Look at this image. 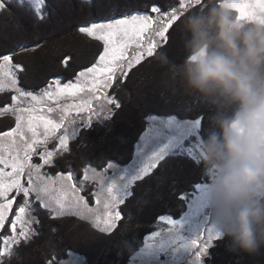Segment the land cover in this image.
Masks as SVG:
<instances>
[{
  "label": "snow or ice",
  "instance_id": "snow-or-ice-1",
  "mask_svg": "<svg viewBox=\"0 0 264 264\" xmlns=\"http://www.w3.org/2000/svg\"><path fill=\"white\" fill-rule=\"evenodd\" d=\"M203 3L176 0L165 9L160 0H146L144 11L81 26V33L102 42L98 59L74 81L62 82L55 77L37 92L22 86L26 66L15 60L16 50L0 54V93H11L10 101L0 103V118H14V126L0 131V264L5 259L10 262L21 245L35 240L41 209L53 217L71 213L91 219L94 229L111 235L129 201L135 199L133 186L153 175L166 157L188 155L198 163L200 131L207 127L205 108L193 112L191 120L148 116L149 127L140 137L142 144L137 145L134 163L128 168L119 169L110 158L99 171L92 168V175L85 168L83 179L71 171L55 176L44 171L55 163V157L69 150V140L77 129L91 130L95 121L111 131L110 121L121 107L112 90L122 87L131 70L146 58L166 55L163 49L175 38L182 17ZM227 3L241 19L250 17L257 8L264 10V0ZM11 7L27 8L39 24L45 19L47 0H0V14ZM26 50V45L19 46L21 53ZM63 63L67 66L68 58ZM189 137L192 141L185 147ZM34 158H38L35 163ZM109 170L119 171L118 179L109 178ZM207 174L212 175L210 171ZM88 182L96 188L88 193L95 198V208L81 194ZM178 198L187 204V212L180 220L160 216L159 220L170 226L167 235L151 232L138 251L133 249L135 255L129 264L137 258L139 264H181L182 259L184 264H205L210 259V249L221 240L215 235L210 211V184L197 183L192 193ZM186 227L187 235L183 231ZM156 238L158 242H149ZM45 264H86V258L67 250L63 255L48 256Z\"/></svg>",
  "mask_w": 264,
  "mask_h": 264
},
{
  "label": "trees",
  "instance_id": "trees-1",
  "mask_svg": "<svg viewBox=\"0 0 264 264\" xmlns=\"http://www.w3.org/2000/svg\"><path fill=\"white\" fill-rule=\"evenodd\" d=\"M176 0H160L165 9ZM146 0H47L45 19L37 24L27 9L11 7L0 14V54L16 50V61L26 66L22 83L33 92L46 86L55 77L71 80L78 72L95 63L103 44L79 31L96 20L120 18L125 13L145 10ZM20 45H26L24 53ZM38 45V46H37ZM176 64L183 61L185 51L181 34L163 49ZM158 55L148 57L129 73L123 86L113 90L121 107L111 119V131L102 124L80 131L70 142L69 150L55 157L50 172H65L91 163L102 167L110 158L118 164L132 159L135 143L147 126V117L175 116L191 120L202 102L183 90L166 74ZM68 58L67 66L63 63ZM11 93H0V103L10 101ZM206 109V108H205ZM207 110V109H206ZM14 124L13 118H0V131ZM205 128H201L200 137ZM143 182L134 185L135 199L123 214L116 231L101 234L92 224L75 215L53 217L47 210L37 213V236L29 245H21L18 254L4 264H45L48 256L63 255L73 250L86 258V264H128L130 256L153 230L160 216L175 217L183 205L178 197L190 192L206 180L203 163L187 155L169 156ZM70 168V169H69ZM159 178V179H158ZM227 238L210 249L206 264H264V248L256 254L229 250Z\"/></svg>",
  "mask_w": 264,
  "mask_h": 264
},
{
  "label": "clouds",
  "instance_id": "clouds-1",
  "mask_svg": "<svg viewBox=\"0 0 264 264\" xmlns=\"http://www.w3.org/2000/svg\"><path fill=\"white\" fill-rule=\"evenodd\" d=\"M178 30L183 61L157 60L207 109L198 163L212 173L215 235L256 254L264 248V10L241 19L227 0H204Z\"/></svg>",
  "mask_w": 264,
  "mask_h": 264
},
{
  "label": "rangeland",
  "instance_id": "rangeland-1",
  "mask_svg": "<svg viewBox=\"0 0 264 264\" xmlns=\"http://www.w3.org/2000/svg\"><path fill=\"white\" fill-rule=\"evenodd\" d=\"M130 14H136V12H133V13H130ZM121 18V17H120ZM103 21H105V20H96V21H94V22H92V23H99V22H103ZM92 23H90V24H92ZM90 24H88V25H86V26H89ZM98 59V58H97ZM96 59V60H97ZM96 62V61H95ZM92 65H90V66H88V67H91ZM85 69V68H84ZM84 69H82V70H84ZM82 70H80V71H82ZM79 71V72H80ZM78 72V73H79ZM77 75V74H76ZM75 75V76H76ZM75 76H74V78L73 79H71L72 81H74L75 80ZM58 78H60V77H58ZM61 80H62V82H68V81H70V80H64V79H62V78H60ZM114 90V89H113ZM112 90V91H113ZM8 117V116H7ZM11 117V116H10ZM156 117V116H155ZM13 118V117H12ZM157 118H159V119H167L168 117H157ZM77 121H78V118H77ZM13 122H14V118H13ZM94 124H96V122L94 121ZM93 124V125H94ZM12 126H14V124L12 125ZM11 126V127H12ZM148 127H149V124H148V121H147V126H146V129L143 131V133L140 135V137L145 133V131H147V129H148ZM10 128V127H9ZM6 130H8V129H6ZM5 131V130H4ZM69 131L71 132V128L69 129ZM81 130L80 129H77V131H76V134L74 135V136H72L71 138H70V140H69V142L80 132ZM140 137H138V139H137V142L135 143V146H134V151H133V157H132V159H130V161L128 162V163H126V164H124V165H122V164H118V163H116V162H114V163H116L117 165H118V168L119 169H124V168H128V167H130L133 163H134V160H135V157H136V148H137V145L138 144H142V142L140 141ZM192 141V137H189L186 141H185V147H188L189 146V143ZM49 147L51 148L52 147V144L50 143L49 144ZM68 152V151H67ZM62 154H64V153H62ZM61 155V154H60ZM170 156H175V154L173 153V154H170ZM188 156V155H187ZM189 157H192V156H189ZM193 158V157H192ZM194 159V158H193ZM38 161V158H34L33 159V162L35 163V162H37ZM106 164H104L102 167H96V165H93V164H91V163H85L84 165H82V167H77V168H69L70 170H68V171H65V172H63V173H67V172H69V171H71V172H73V174H74V177H77V178H79V179H83V175H84V169L85 168H88L89 169V175H92V173H91V169L92 168H96L98 171L100 170V169H102L104 166H105ZM48 167H46L45 169H44V171H46V172H48V174L49 175H52V176H55V175H57L58 173H61L60 171H56V172H50L48 169H47ZM208 172L206 171V180L205 181H203L202 183H210V179H211V177L207 174ZM119 175H120V172L119 171H113V170H109V172L107 173V176L109 177V178H112V177H115V178H117L118 179V177H119ZM97 186H98V181H97ZM195 190V187L190 191V192H188L189 194L190 193H192L193 191ZM89 191H92V192H95L96 191V188H94L93 187V184L91 183V182H88L87 184H86V186H85V188H84V191L81 193L82 195H85L86 196V198L87 199H89V201H90V207H93V208H95L96 207V205H95V198L93 197V196H89L88 195V193H89ZM187 204L183 201V205L180 207V211L178 212V214L175 216V217H172V218H174V219H177V220H180L182 217H183V215H184V213L185 212H187ZM51 215V214H50ZM65 215H74V214H71V213H68V214H65ZM75 216H78V217H80L79 215H75ZM165 216H168V215H165ZM81 218V217H80ZM85 220H87V221H89L91 224H92V220L91 219H85ZM210 226V225H209ZM170 226L169 225H167L166 224V222H163V221H157L155 224H154V227H153V230L151 231V232H153V231H162L165 235H167V229L169 228ZM184 231V233L187 235V234H189L188 232H187V227L183 230ZM150 232V233H151ZM149 233V234H150ZM148 234V235H149ZM147 235V236H148ZM158 240H159V238H156V241H149L150 243L151 242H158ZM220 241V240H219ZM217 243H218V241L216 242V245H217ZM143 246V243H142V245L140 246V247H142ZM139 247V248H140ZM139 248L136 250V251H138L139 250ZM213 248V247H212ZM134 255H135V253H133L131 256H130V258H133L134 257ZM129 261H130V259H129ZM128 264H129V262H128ZM132 264H139V260H138V258L137 259H135V260H133V262H132ZM181 264H184V262H183V259L181 260ZM205 264H206V261H205Z\"/></svg>",
  "mask_w": 264,
  "mask_h": 264
}]
</instances>
